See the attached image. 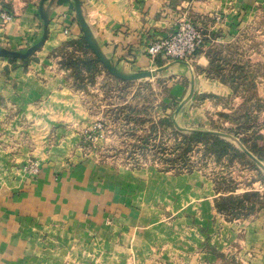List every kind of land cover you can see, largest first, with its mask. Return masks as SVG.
<instances>
[{
    "label": "crops",
    "instance_id": "0c3cea01",
    "mask_svg": "<svg viewBox=\"0 0 264 264\" xmlns=\"http://www.w3.org/2000/svg\"><path fill=\"white\" fill-rule=\"evenodd\" d=\"M77 2L90 43L118 73L169 66L180 83L190 79L193 96L222 97L232 88L202 73L209 66L204 52L188 62L152 61L146 45L171 34L180 15L208 36V30L229 35L264 8V0ZM4 9L10 19L0 25V50L16 55L0 56V264H219L215 253L264 264V211L226 220L216 211L214 185L202 175L157 183L138 172L146 179L126 186L80 158L76 142L98 118L62 78L56 57L80 39L97 57L75 0H5ZM257 90L263 96L264 83ZM31 162L35 174L25 170Z\"/></svg>",
    "mask_w": 264,
    "mask_h": 264
},
{
    "label": "rangeland",
    "instance_id": "374dc122",
    "mask_svg": "<svg viewBox=\"0 0 264 264\" xmlns=\"http://www.w3.org/2000/svg\"><path fill=\"white\" fill-rule=\"evenodd\" d=\"M215 21L223 19L219 17ZM246 25L229 35L223 30H208L203 52L211 66L202 73L206 78L231 86L233 93L227 97L207 92L193 96L190 79L185 77L180 83V77L170 74L169 66L162 67L161 72L160 67L150 69L155 72L153 76L120 79L96 56L88 58L90 63L86 65L76 58L72 49L63 46L56 54L59 69L64 72L62 78L98 118L89 129L94 130L100 124L94 140L84 135L76 142L80 158L103 166L107 170L106 179L110 177L126 186L132 180L146 179L141 174L135 176L138 172L147 173L157 183L197 173L214 185V204L231 186H236L234 195L263 193L264 159H257L250 151L260 155L264 151V95L260 96L257 90L258 84L264 83V8L249 17ZM162 63L159 66H164ZM176 85L183 92H177ZM196 108L200 111L196 112ZM194 132L221 137L245 153L246 161L252 163L248 165L245 160L242 163L235 157L218 161L213 155L205 154L200 143L193 144L184 154L178 145L181 140L178 134ZM170 163H185L183 167L192 170L176 168L181 165H170L167 169ZM222 178L232 180L233 184L227 185ZM151 206L160 207L154 203ZM261 211L264 205L250 217ZM167 214L168 219L173 217ZM215 254L220 258L219 264H241L235 253L224 257Z\"/></svg>",
    "mask_w": 264,
    "mask_h": 264
},
{
    "label": "trees",
    "instance_id": "16d2710c",
    "mask_svg": "<svg viewBox=\"0 0 264 264\" xmlns=\"http://www.w3.org/2000/svg\"><path fill=\"white\" fill-rule=\"evenodd\" d=\"M194 22V21H193ZM207 41V39H206ZM205 41V44H206ZM64 49H72L73 52L76 54V58L79 59V61L83 60L82 62L87 65V63H90L88 58H93L94 55L89 49V47L86 45L84 39L80 40H72L69 41L65 46ZM203 48H200L197 50L196 55H199L203 52ZM75 58V59H76ZM209 60V58H208ZM160 63V61H158ZM64 66V62L61 63ZM209 66H211V62L209 60ZM208 66V68H209ZM65 68H68L65 65ZM207 68V69H208ZM164 120H161L159 122H163ZM169 123V122H168ZM171 124V123H170ZM154 127V124L151 125V129ZM180 136V141L178 142V145L182 147L183 152L185 154L186 150L189 149L193 144L200 143L203 147V152L209 155H213L218 161L222 159H228L232 160L235 158H238L240 162L244 163V160L246 161L247 155L241 151H238L236 148H234L230 143L225 141L219 136H214L210 134L205 133H199L194 132L191 134H178ZM143 140H145L143 138ZM147 140V138H146ZM245 144V142H243ZM264 149V148H263ZM250 153L256 157L257 159H264V151L260 155L257 151H250ZM177 156V155H176ZM247 164H251L252 162L246 161ZM177 163H170L168 168L176 167L178 169H187L191 171L192 169L190 167L184 168L183 164H177ZM171 165V166H170ZM166 169V168H165ZM223 181H226L227 185H232L233 181L222 178ZM230 187V186H229ZM234 189H236V186H231L228 190H226V193L224 192L222 195L217 197L216 199V210L221 213L225 218H228L230 220H240V219H246L253 215L261 206L264 205V192L260 193L258 191L254 192H243L239 195H234ZM217 191V189H216Z\"/></svg>",
    "mask_w": 264,
    "mask_h": 264
},
{
    "label": "built area",
    "instance_id": "2783aa9c",
    "mask_svg": "<svg viewBox=\"0 0 264 264\" xmlns=\"http://www.w3.org/2000/svg\"><path fill=\"white\" fill-rule=\"evenodd\" d=\"M4 1L0 0V25L10 19V15L4 9ZM216 19L218 20L219 17ZM208 37L200 25L186 15H180L176 20L175 30L167 36L151 37L145 51L152 61L160 58L165 61L188 62L197 56V50L205 46ZM99 128L100 124L96 129ZM96 129L86 130L85 137L88 140H94L98 135ZM25 170L29 174H35L38 171V165L31 162L25 167Z\"/></svg>",
    "mask_w": 264,
    "mask_h": 264
},
{
    "label": "water",
    "instance_id": "95a60500",
    "mask_svg": "<svg viewBox=\"0 0 264 264\" xmlns=\"http://www.w3.org/2000/svg\"><path fill=\"white\" fill-rule=\"evenodd\" d=\"M75 3H76V9H77V12H78V15H79V18L81 20V25H82V30H83V33L88 41V43L90 44V46L93 48L94 52L96 53L98 59L105 65V67L116 77L120 78V79H124V80H129V79H134V78H140V77H144V76H153L155 74L154 71H151V72H140V73H137L135 75H132V76H126V75H122L120 73H118L108 62H106L102 56H100V54L96 51V49L92 46V44L90 43V40L88 38V35H87V32H86V28H85V21H84V18L82 16V13L79 9V4L77 2V0H75ZM38 46H34L33 48H31L28 53H30L31 51H33L34 49H36ZM7 54H14L8 50H0V56H3V55H7ZM16 55V54H14Z\"/></svg>",
    "mask_w": 264,
    "mask_h": 264
},
{
    "label": "bare ground",
    "instance_id": "6f19581e",
    "mask_svg": "<svg viewBox=\"0 0 264 264\" xmlns=\"http://www.w3.org/2000/svg\"><path fill=\"white\" fill-rule=\"evenodd\" d=\"M206 83V82H205ZM204 84V83H203ZM206 85V84H205ZM207 86V85H206ZM213 86V85H212ZM209 87V86H208ZM215 87V86H214ZM218 87V86H217ZM204 88H205V86H204ZM216 88V87H215ZM220 90V89H219Z\"/></svg>",
    "mask_w": 264,
    "mask_h": 264
}]
</instances>
